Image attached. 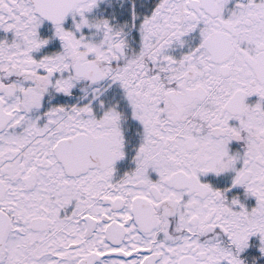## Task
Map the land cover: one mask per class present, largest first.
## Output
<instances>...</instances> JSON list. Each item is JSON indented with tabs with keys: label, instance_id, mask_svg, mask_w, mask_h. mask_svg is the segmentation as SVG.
<instances>
[{
	"label": "snow or ice",
	"instance_id": "6c2138e0",
	"mask_svg": "<svg viewBox=\"0 0 264 264\" xmlns=\"http://www.w3.org/2000/svg\"><path fill=\"white\" fill-rule=\"evenodd\" d=\"M0 264H264V0H0Z\"/></svg>",
	"mask_w": 264,
	"mask_h": 264
}]
</instances>
